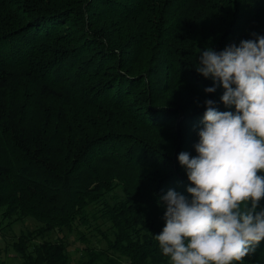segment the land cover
<instances>
[{
  "label": "trees",
  "instance_id": "16d2710c",
  "mask_svg": "<svg viewBox=\"0 0 264 264\" xmlns=\"http://www.w3.org/2000/svg\"><path fill=\"white\" fill-rule=\"evenodd\" d=\"M82 4L111 13L102 34L80 26L44 47L79 20L72 5L0 0V205L48 229L74 228L76 264H170L154 235L161 197L188 196L177 157L196 155L206 100L234 111L221 87L205 92L213 81L195 65L206 48L264 36V0ZM121 34L135 45L119 43ZM116 187L120 196H105ZM85 234L101 244L86 245ZM60 241L34 246V262L68 264ZM239 264H264V242Z\"/></svg>",
  "mask_w": 264,
  "mask_h": 264
},
{
  "label": "clouds",
  "instance_id": "9594fccd",
  "mask_svg": "<svg viewBox=\"0 0 264 264\" xmlns=\"http://www.w3.org/2000/svg\"><path fill=\"white\" fill-rule=\"evenodd\" d=\"M196 71L223 89L226 108L206 100L196 155L181 152L188 196L161 197L164 226L154 240L170 264H239L264 242V36L222 51L206 48ZM190 197V198H189Z\"/></svg>",
  "mask_w": 264,
  "mask_h": 264
},
{
  "label": "rangeland",
  "instance_id": "374dc122",
  "mask_svg": "<svg viewBox=\"0 0 264 264\" xmlns=\"http://www.w3.org/2000/svg\"><path fill=\"white\" fill-rule=\"evenodd\" d=\"M67 2L75 9L79 20L76 19V23L74 21L72 24H63L60 30L55 31L54 36L56 38L47 41L44 47L51 43L62 42L64 36H67V34H72L73 37H76L78 35V31L76 30L80 26H83L89 32H95L98 35L102 34L101 25L104 22L103 16L111 13H107L104 11L105 9L95 10L85 8V3L82 4V0H67ZM78 6L81 7L82 13H80ZM63 26L66 27L67 31L61 30ZM108 30H112L109 24ZM135 41L136 39L130 40L126 34H121L119 39V43H123V45H135L133 44ZM120 193L119 188H110L106 191L105 196H120ZM92 208L95 209L96 207L93 206ZM41 222L30 215H24L17 206L0 205V264H39V262H34V246L39 245L43 241L53 240H61L57 244H60V246L65 245V252L71 257L67 258L68 264H76L75 260L77 258H75L76 251L74 248L82 245L74 238L77 235L76 230L74 228L68 230L67 225L48 229ZM85 236L89 240L86 245H97V243L101 244L102 242L97 241L93 237V234H85ZM21 237L23 238L21 239ZM13 241H15L14 243L17 242V244L12 245ZM17 245L20 246L18 247L19 249L16 248Z\"/></svg>",
  "mask_w": 264,
  "mask_h": 264
}]
</instances>
